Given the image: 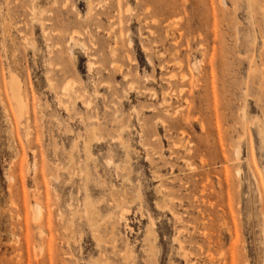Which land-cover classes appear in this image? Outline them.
I'll list each match as a JSON object with an SVG mask.
<instances>
[{"label": "rangeland", "instance_id": "374dc122", "mask_svg": "<svg viewBox=\"0 0 264 264\" xmlns=\"http://www.w3.org/2000/svg\"><path fill=\"white\" fill-rule=\"evenodd\" d=\"M263 131L264 0H0V264H264Z\"/></svg>", "mask_w": 264, "mask_h": 264}, {"label": "bare ground", "instance_id": "6f19581e", "mask_svg": "<svg viewBox=\"0 0 264 264\" xmlns=\"http://www.w3.org/2000/svg\"><path fill=\"white\" fill-rule=\"evenodd\" d=\"M126 9V8H125ZM70 37V36H69ZM72 40V39H71ZM76 41V40H75ZM263 41V40H262ZM30 45V44H29ZM13 79V78H12ZM10 93H11V96H12V100H14L15 102V105L16 107L22 111V101L21 98H20V87H19V82L16 80V79H13L11 82H10ZM70 88V87H69ZM68 88V89H69ZM77 92V91H76ZM74 98V97H73ZM3 102V101H2ZM69 103V102H68ZM72 106V105H71ZM14 107V106H13ZM20 112V111H19ZM19 120V119H18ZM123 127V126H122ZM264 132V131H263ZM264 135V134H263ZM119 136V135H118ZM262 137V136H261ZM262 139V138H261ZM238 150V149H237ZM85 210V209H84Z\"/></svg>", "mask_w": 264, "mask_h": 264}]
</instances>
